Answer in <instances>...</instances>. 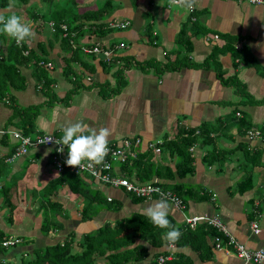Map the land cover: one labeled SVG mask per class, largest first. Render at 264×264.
<instances>
[{
    "label": "crops",
    "instance_id": "0c3cea01",
    "mask_svg": "<svg viewBox=\"0 0 264 264\" xmlns=\"http://www.w3.org/2000/svg\"><path fill=\"white\" fill-rule=\"evenodd\" d=\"M76 1L81 10L99 7L94 0ZM111 1L114 10L103 20L128 21L129 25L120 30L113 28L103 37L92 35L85 26L80 29L75 41L79 45L96 41L105 46L123 42L125 47L117 49V52L127 54L143 67L130 64L124 68L122 76L125 84L122 87L116 90L119 83L116 69L123 66L122 61L116 60L111 64L104 60L102 54L96 53L83 56V62L77 65L81 72L72 80L85 86L75 84L77 87L73 86L72 91V82L62 73L61 61V56L68 55L70 51L62 49L58 40L49 48L48 62L53 66L47 67L52 79L50 87L56 98L49 99L43 89L36 85L31 65L20 68L25 77V86L12 90V98H0V231L20 239L8 253L12 262H19V254L29 258L35 250L55 241L63 242L69 235L72 236V251H81L79 241L83 234L97 229L104 222H113L133 212L144 213L148 206L161 200L150 198L135 203L126 200V195L130 199L131 196L122 189L86 178L93 190H98L107 200H120L122 207L124 203L128 209H106L91 219L83 220V203L78 201L76 194L61 186L51 198L58 202L60 210L57 219L63 226L51 235L43 234L42 215L49 198L43 188L59 173L52 163L51 147H31L26 154L13 158L18 145L14 132L22 133L15 124L19 116L14 115L13 103L20 107L38 105L34 116L36 132L61 137L62 127L82 122L91 129L109 128V143L139 137V149L142 151L147 148L148 142L157 143L164 138H172L180 127L188 129L202 123L216 124L221 119L220 129L211 134L214 142L204 145L197 143L191 147L194 172L174 180L192 186L200 193L186 202L183 212L167 201L170 204L169 216L177 223H184L183 215L218 216L247 249L264 248V142L262 139L250 140L244 133L241 135L235 118L246 114L253 125L264 123V103L260 102L264 99V4H250L241 0H197L194 9L196 20L190 24L191 27H185L190 30L192 48L188 55L192 63L160 73L149 64L167 60V54L175 47L177 35L183 29L184 22H188L192 11L170 6L169 0ZM52 2L50 0L43 7H48ZM12 5L2 12L7 15L20 13L27 21L25 7L13 8ZM41 18L39 15L37 19L27 21L33 25L35 32V37L27 40L31 47H36L38 40L53 36L48 26L41 27L40 31L35 29ZM9 42V36L0 34V57L6 53ZM228 45L239 50L244 55L243 59H234ZM212 55L214 61L205 63ZM213 62L218 63L223 78L236 77L246 88L247 96L238 94L233 85L223 84L216 76ZM241 98H250L254 103H243ZM51 101L54 105H50ZM245 104L251 107L244 108ZM237 112H240V116L236 115ZM65 148L68 155L67 146ZM256 149L261 155L251 164L246 155ZM210 150H213L212 156L217 158L213 163H209L211 158L205 156ZM153 153L158 162L172 169L181 158L170 155L166 149ZM241 163L254 168L252 187L243 193L235 190L244 174L242 166L245 165ZM13 180L15 186L11 201L14 209L8 220L2 189ZM254 220L258 221L259 233H255L250 226ZM142 243L150 253L143 260L144 263H149L153 254L165 251L166 255H171L170 260L173 253L182 252L190 257L192 264H255L244 263L225 248H214L212 259L202 260L188 246H150ZM97 259L98 263L103 260L102 257Z\"/></svg>",
    "mask_w": 264,
    "mask_h": 264
},
{
    "label": "trees",
    "instance_id": "16d2710c",
    "mask_svg": "<svg viewBox=\"0 0 264 264\" xmlns=\"http://www.w3.org/2000/svg\"><path fill=\"white\" fill-rule=\"evenodd\" d=\"M30 1L31 0H0V13L9 16L2 12V10H5L10 4L14 3L18 8L21 6L25 7L24 13L29 14L28 21H31L39 16V12L30 9L33 5H36V2ZM43 1L48 3L50 0ZM70 3L75 6L76 10L70 8ZM77 7L78 3L76 0H63L62 2L55 0L50 3L44 11L48 16V21L54 23V31L52 32L53 36L51 39L38 40L36 47H31L27 41L22 45H17L15 39L10 38L6 53L2 54L0 57V98L1 96H9L12 98V90L23 88L25 86V77L21 73L20 68L28 65H31L32 76H34L36 85L43 89V92L45 95L49 96V99L56 98L50 87L52 79L49 76L46 63L49 61V48L53 47L54 43L58 40L61 41L62 49H68L70 51L68 55L61 56V61L62 73L67 80L72 82V91H74L73 86H85L83 84L79 85V82H73L72 80L76 79L77 74L81 72L77 65L83 62V56L89 55L82 51V47L84 46H92L98 43L102 48L110 50L111 57L109 63H116V60L122 61L121 64L123 66L116 69V75L119 78L116 90L125 84L122 76L124 68H127L130 64H138L140 67H143V64L141 65L140 63L131 60L127 54H120L117 52V49L122 48L119 47V44L123 42H113L105 46L96 41L90 43L87 42L81 45L75 41V37L78 35L80 29L85 26L92 35L100 37L107 35L113 30V28L110 27V21H114L115 19L110 21L103 20L104 17L109 16L114 10V5L111 0H104L101 6L94 9L81 10L80 8L77 9ZM41 17L43 18V16ZM191 17H194L195 19L191 21ZM195 20L196 17L193 10L188 22H184L183 29H181L177 35L175 47L167 54L168 58L164 63L153 61L150 64L146 63V65L149 64L151 67L153 66L157 68L161 73V71L165 69L175 70L191 64L192 62L188 55L192 48V43L189 39L190 30L185 27L190 26V24L192 25ZM62 24L66 26V30L62 29ZM41 27H44L42 23H40L39 26H36L35 29L37 28L40 31ZM228 46L234 59H243L244 55L240 53L239 50H236L232 45ZM92 54L96 53H91V55ZM172 55H174L173 58L171 57ZM212 60L214 61V55L210 56L205 63H211ZM212 64L213 68L216 70L217 78H219L223 84L233 85L238 94L247 96L246 88L241 85L236 77L223 78V72L220 70L218 63L213 62ZM75 84L77 86H75ZM104 86H106V84ZM241 99L242 100L240 101L243 103L254 102V100L250 98ZM262 102H264V99ZM11 107H14V115L19 116L15 124L19 127L22 134L33 136L34 134L39 133L35 131L34 127V116L37 113L36 109L38 108V105L20 107L19 105L14 106L13 103ZM235 118L237 119V127L241 135L243 133L245 135L246 131L251 127H257L264 131V123L259 126H253L246 114H243L238 118L235 116ZM222 122L223 121L220 119L216 124L202 123L197 127L188 129L180 127L177 134L172 138H164L162 141L157 142L156 145L160 150L166 149L170 155H179L181 157L175 164L174 169L158 162L153 155L155 154L153 153L155 152L154 149L148 146L144 151L140 150L139 147H136V158L129 163L121 164L120 169L125 176L137 182L152 181L157 178V183L170 188L180 196L186 204L190 198H193L196 194L200 193V190H197L192 186H185L181 182H176L174 180L177 177L183 178L194 172V157L190 152V148L197 143L204 145L214 142L215 139L211 134L220 129ZM262 141L264 142V132L262 133ZM212 155L213 150L207 151L205 154L206 157H209L212 160L209 161V163H213L217 160V158ZM258 155L261 154L257 149L254 152H247L246 157L248 162L251 164L254 163L258 159ZM241 164L245 165V167L242 166L244 168V174L237 182L235 190L243 193L252 187L254 168L252 165L248 166L247 163ZM86 178L92 180V178L86 173L78 174L70 170H64L59 173L55 179L51 180L44 186L43 192H45L47 196L49 195V204L43 209V219L41 224V231L43 234L51 235L63 226L57 219L60 210V208H58V202L51 198V195L56 193L61 186H65L74 194L81 195L86 199V204L83 205L81 210V218L83 220L93 218L100 211L97 204L101 202H107L109 204L110 207L106 209L113 211L121 209L122 202L120 200L108 201L98 190H93L92 192ZM14 186L15 182L13 180L12 182L7 183L5 188L2 189L3 204L7 207L8 215L6 216L8 220L11 219L12 211L14 209V204L11 201ZM127 194L131 196V200L135 203L145 200L132 193ZM168 219L175 227L179 228L181 232L180 239L172 245L175 247L188 246L194 252L198 253L202 260L212 259L216 237L225 240L222 233H220L215 227L206 223H201L195 228H190L185 223H177L171 216H168ZM167 231H169V229H162L154 226L150 219L146 215H143V213L133 212L130 215L118 218L113 222H104L97 229L83 234L79 241V245L82 247L81 251H72V236L69 235L70 237L67 236L63 242L55 241L54 244L35 250V252L31 253L27 259L22 255L19 262L16 263L12 262V259L10 258L11 254L9 255V252H7L9 248L13 249L16 245L10 247L2 246L1 242L10 236L0 231V264H4L2 261H10L12 264H156L158 256L166 255L167 252L164 251L153 254L150 262L144 263L143 260L150 253L148 247L142 242H146V244L150 246L156 244H170L165 239ZM173 254L172 260H167L165 264H192L190 257L184 253L175 252ZM98 257H102V262H97Z\"/></svg>",
    "mask_w": 264,
    "mask_h": 264
},
{
    "label": "built area",
    "instance_id": "2783aa9c",
    "mask_svg": "<svg viewBox=\"0 0 264 264\" xmlns=\"http://www.w3.org/2000/svg\"><path fill=\"white\" fill-rule=\"evenodd\" d=\"M241 1H245L250 4H264V0H256V2H253V0ZM194 19V17H191V21H193ZM48 25L50 27V31L53 32L54 23L52 21H48ZM127 25V21H110V27L114 29H123L127 27ZM61 27L63 30H66V26L64 24H62ZM214 37L217 38L218 36L215 34ZM124 46L125 45L123 43L119 44V47ZM82 51L86 54L100 53L102 54L105 61H109L111 57L110 50L102 48V46L98 43L92 46H84L82 47ZM52 66L53 64L51 62L46 63V67L50 68ZM236 115L240 116V112H237ZM263 132L264 131L260 130L257 127H251L246 131V136L250 140H261ZM14 135L18 139V145L16 146L15 151L12 155L13 158L26 154L29 148L31 147H37L41 145L51 147L53 148L52 163L58 173H61L64 170H70L78 174L86 173L92 178L93 181L97 183L104 184L113 188L122 189L127 193H132L135 196L144 199H166L181 212H183L186 208V204L183 202L180 196H178L170 188L164 187L160 183H157L156 179L146 182H137L122 173L120 169L121 164L129 163L130 161L134 160L137 156V151L135 150V148L139 147V145L141 144V138L139 137L125 138L120 142L109 143V152L103 164L95 165L94 170H80L78 167H71L66 164V146H64L63 152L57 151L59 145L55 143V140L59 139L60 137L48 133H36L31 136L14 132ZM48 137H52V139L46 143L39 142L40 140ZM147 146L154 149L156 153L160 152V148L154 142H148ZM191 149L192 148H190V151ZM86 163L87 161H85V164ZM108 200H111V198H108ZM183 222L187 224L190 228H195L198 224L201 223H206L215 227L225 237V240H221L219 237L215 238V248H225L226 250H231L244 263H264V248L259 247L253 250L247 249L242 242L237 240L230 233L226 225L221 221L218 216L183 215ZM250 226L255 233H259L261 231L258 221L256 220L252 221ZM19 241L20 239L17 237H8L7 239L1 242V245L5 247H10L19 243ZM170 259L171 255H160L157 258L156 264H165V262Z\"/></svg>",
    "mask_w": 264,
    "mask_h": 264
},
{
    "label": "clouds",
    "instance_id": "9594fccd",
    "mask_svg": "<svg viewBox=\"0 0 264 264\" xmlns=\"http://www.w3.org/2000/svg\"><path fill=\"white\" fill-rule=\"evenodd\" d=\"M256 2V0H253ZM197 0H169V5L193 11ZM0 34H6L15 39L17 45H22L30 38L35 37L33 25L24 20L22 16L11 14L5 16L0 13ZM63 135L55 140L59 145L57 151L63 152L67 146L68 155L66 164L71 167H78L80 170H94L95 165H101L109 152V137L111 130L101 127L99 130L91 129L82 122L69 123L61 129ZM52 137L40 140V143L50 141ZM85 161L87 163L85 164ZM170 204L166 199H161L148 206L143 215H146L154 226L162 229H169L165 239L174 244L180 239L181 232L168 219Z\"/></svg>",
    "mask_w": 264,
    "mask_h": 264
},
{
    "label": "rangeland",
    "instance_id": "374dc122",
    "mask_svg": "<svg viewBox=\"0 0 264 264\" xmlns=\"http://www.w3.org/2000/svg\"><path fill=\"white\" fill-rule=\"evenodd\" d=\"M31 1H33V2H36V5H33L30 9L32 10V11H38L39 12V15H41V16H43V18H41V20L42 21H40L36 26H39V24L42 22V24L44 25V26H48L47 25V22H48V16L46 15V13H45V7H43V6H45V4L47 3V2H45V1H42V0H31ZM30 1V2H31ZM53 1H55V0H53ZM63 0H59V2H62ZM94 2H95V4L96 5H98V6H100L102 3H103V0H94ZM69 6H70V8H72V10H76V8H75V6L74 5H72L71 3L69 4ZM9 7V6H8ZM12 7L13 8H17V6L13 3V5H12ZM19 8H22V6L21 7H19ZM11 9V8H10ZM77 9H78V7H77ZM17 15H19L20 16V13L19 14H17ZM25 18H26V20L28 21L29 19V14H25ZM35 19H37V17L35 18ZM34 21V20H33ZM32 21V22H33ZM40 35V34H39ZM82 55V54H81ZM51 99V98H50ZM52 102V101H51ZM260 102H262V101H260ZM252 103H254V102H252ZM264 103V102H263ZM50 105H54V102H52V103H50ZM240 107V106H239ZM248 107H251V106H249L248 104H245L244 105V108H248ZM262 118H264V114H263V117ZM253 126H256V125H253ZM91 187V186H90ZM92 188V187H91ZM68 192H69V189L67 188L66 189ZM91 191L93 192V188L91 189ZM77 197H78V201L79 202H81V203H83V205L84 204H86V199L83 197V196H81V195H77ZM125 198H126V200H131L130 199V197H128V195H126L125 196ZM43 199H45V198H43ZM129 202H131V201H129ZM49 204V203H48ZM125 205L126 204H124L123 203V207H122V209L121 210H123V211H126L128 208L127 207H125ZM97 206L100 208V211L99 212H103L104 210H106V208H109L110 206H109V204L107 203V202H101V203H99V204H97ZM51 207V206H50ZM50 207H48V208H50ZM53 212H54V210H53ZM11 250V248H9V250H7V252H9ZM21 254H19L18 256H17V258L19 259V258H21ZM18 259H16V260H18ZM27 259V258H26ZM5 260V259H4ZM6 262V263H5ZM2 263H4V264H12V262H10V261H2Z\"/></svg>",
    "mask_w": 264,
    "mask_h": 264
}]
</instances>
